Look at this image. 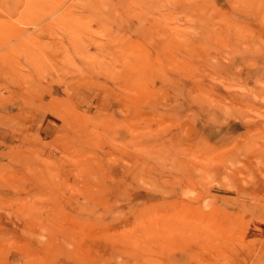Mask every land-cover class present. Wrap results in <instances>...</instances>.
<instances>
[{
    "label": "rangeland",
    "instance_id": "obj_1",
    "mask_svg": "<svg viewBox=\"0 0 264 264\" xmlns=\"http://www.w3.org/2000/svg\"><path fill=\"white\" fill-rule=\"evenodd\" d=\"M0 264H264V0H0Z\"/></svg>",
    "mask_w": 264,
    "mask_h": 264
}]
</instances>
